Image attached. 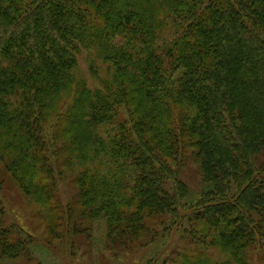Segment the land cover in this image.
Instances as JSON below:
<instances>
[{"label": "trees", "instance_id": "1", "mask_svg": "<svg viewBox=\"0 0 264 264\" xmlns=\"http://www.w3.org/2000/svg\"><path fill=\"white\" fill-rule=\"evenodd\" d=\"M10 182L71 256L264 264V0H0V262H30Z\"/></svg>", "mask_w": 264, "mask_h": 264}, {"label": "rangeland", "instance_id": "2", "mask_svg": "<svg viewBox=\"0 0 264 264\" xmlns=\"http://www.w3.org/2000/svg\"><path fill=\"white\" fill-rule=\"evenodd\" d=\"M86 53L82 52L79 57L82 75L94 83L93 72L89 64L86 62ZM100 76H103L99 72ZM96 83H98L96 81ZM186 168L181 171V178L186 183L189 189V197L186 202H190L203 188L201 172L198 169L197 163L193 161ZM10 185L6 189V223L16 225L21 230L30 231L37 240L34 241V248L32 249V260L29 262L25 258H20L15 261L5 260L0 264H100L96 254H86L83 246L79 242L83 237H76V245L74 246L75 254L71 256L73 248L71 241L73 237L67 236L60 242L52 241L47 233L44 231V224L36 216V213L31 210L34 209L33 205L28 204L26 197L18 186ZM73 195V189L70 182L61 184V201L64 205L68 204L70 197ZM184 242L179 233H173L163 239H157L156 242L150 245L147 249L140 250L132 253V255H123V257L116 259L117 264H143L149 259L155 251L166 253L172 250H179L183 247ZM161 246V247H159Z\"/></svg>", "mask_w": 264, "mask_h": 264}]
</instances>
